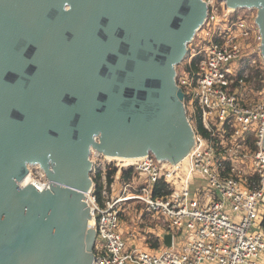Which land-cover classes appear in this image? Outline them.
I'll return each instance as SVG.
<instances>
[{
  "label": "water",
  "instance_id": "95a60500",
  "mask_svg": "<svg viewBox=\"0 0 264 264\" xmlns=\"http://www.w3.org/2000/svg\"><path fill=\"white\" fill-rule=\"evenodd\" d=\"M226 3L258 9L264 56V0ZM207 10L204 0H0V264H93L92 149L172 163L191 152L176 65ZM30 164L45 189L20 183Z\"/></svg>",
  "mask_w": 264,
  "mask_h": 264
},
{
  "label": "built area",
  "instance_id": "2783aa9c",
  "mask_svg": "<svg viewBox=\"0 0 264 264\" xmlns=\"http://www.w3.org/2000/svg\"><path fill=\"white\" fill-rule=\"evenodd\" d=\"M204 1L207 16L198 30L208 36L205 57L197 72L183 73L178 85L185 92L186 110L199 115L210 137L193 127L187 167L152 153L123 165L105 182L102 200L92 181L85 195L96 231L93 264H257L264 252V87L260 98H245L250 75L264 74L258 9L229 7L226 0ZM92 155L102 154L92 149ZM127 167H134L145 181L124 195L133 185L124 183V190L118 189ZM160 181L169 192L154 196ZM134 201L145 206L143 214L167 226L159 250L128 245L122 215L126 203ZM167 233L172 234L170 247L164 242Z\"/></svg>",
  "mask_w": 264,
  "mask_h": 264
},
{
  "label": "rangeland",
  "instance_id": "374dc122",
  "mask_svg": "<svg viewBox=\"0 0 264 264\" xmlns=\"http://www.w3.org/2000/svg\"><path fill=\"white\" fill-rule=\"evenodd\" d=\"M206 33L200 29L197 30L194 38L188 44V50L182 59L181 63L176 65V80L179 83L180 77H182L186 66L190 65L195 57L200 58V62L205 57V49L208 46V41L204 37ZM199 62V64H200ZM198 64V67H199ZM256 73L253 74V78L249 79L251 82V89L245 92V98L249 100L258 99L261 97L260 91H262L264 87V83L262 82L263 76L258 75V77L254 76ZM188 117L192 120V126L196 128L197 125V118L196 115L192 114L191 111L187 110ZM91 160L93 162V170L91 172L92 181L97 185L98 183L101 185V189L99 192L102 191L104 188L105 182H109V172L116 168L118 170L120 167H124L123 165L125 162H121L119 160L109 159L105 155H101L100 157H96L94 155L91 156ZM124 163V164H122ZM188 163V161H187ZM187 163L185 166L187 167ZM131 165V164H130ZM184 166V167H185ZM128 168V167H127ZM123 168V169H127ZM133 174L130 180H121L120 184L118 185V189L124 190L125 185L124 183H133L132 187L127 188L124 195H128L133 193L135 187H139L144 181L145 177L137 171L133 167ZM31 170V174L33 178L38 179L41 182H45L46 178L41 174L43 171L41 170L40 166L37 165H29V171ZM40 173V174H39ZM45 175L46 173L43 172ZM135 181V182H134ZM193 197V194L191 195ZM101 200L103 196L100 195ZM145 208L144 205L138 202H128L124 206L123 212V219H122V231L127 239L128 245L133 247L132 245H136L137 248L140 249H148V250H159L162 248L163 242L161 240V235L164 230H168L167 226L164 225L162 220H155L151 218L149 215L143 214V209ZM239 222V220H237ZM159 224V225H158ZM257 264H264V252L260 253V255L256 259ZM201 264H210L207 261L202 262Z\"/></svg>",
  "mask_w": 264,
  "mask_h": 264
},
{
  "label": "trees",
  "instance_id": "16d2710c",
  "mask_svg": "<svg viewBox=\"0 0 264 264\" xmlns=\"http://www.w3.org/2000/svg\"><path fill=\"white\" fill-rule=\"evenodd\" d=\"M200 62V58L199 57H195L192 61V63L190 65L186 66V69L184 72L186 71H198V64ZM259 74H262V76L264 77L263 71H257L256 74L254 76L258 77ZM253 78V74L250 75V79ZM196 120H197V125H196V129L206 138L210 137V134L208 133V131L204 128L201 119L199 117V115H196ZM248 143L250 144L251 147H255L254 144V137H249L248 138ZM133 167H129L127 169H123L122 170V179L123 180H130L132 174H133ZM116 168H114L113 170H111L109 172V182L111 181V176L115 174ZM101 189V185L98 183L96 185V191L99 193V195H101V192H99ZM169 192V189L167 188V186H165V183L163 181L158 182L153 190V195L154 196H158V195H164L167 194Z\"/></svg>",
  "mask_w": 264,
  "mask_h": 264
},
{
  "label": "bare ground",
  "instance_id": "6f19581e",
  "mask_svg": "<svg viewBox=\"0 0 264 264\" xmlns=\"http://www.w3.org/2000/svg\"><path fill=\"white\" fill-rule=\"evenodd\" d=\"M193 147H194V145H193ZM193 149V148H192ZM192 151V150H191ZM191 153V152H190ZM189 153V154H190ZM188 154V153H187ZM186 154V156L180 161V162H182V163H187V161H188V158H189V154L187 155ZM145 155H136V156H126V155H120V154H107L106 155V157H108L109 159H115V160H119V161H121V162H125V164L124 163H122V164H124V165H132V164H134L136 161H138V160H140L142 157H144ZM31 165V164H30ZM32 165H37V166H40V165H38V164H32ZM51 168V167H50ZM44 171V170H43ZM31 172V170L27 173V175L21 180V184L22 185H27V184H34V185H36L37 187H38V189H44V188H46L48 185H50L52 182H51V180H49V179H47V181H46V184H44L43 182H41V181H39L38 179H36V178H33L32 177V175L33 174H31L30 173ZM45 172V171H44ZM93 224V217L91 216V218H90V225H92Z\"/></svg>",
  "mask_w": 264,
  "mask_h": 264
}]
</instances>
